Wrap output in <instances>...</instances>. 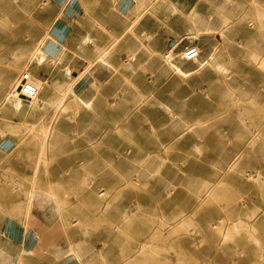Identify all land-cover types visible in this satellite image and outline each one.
Returning <instances> with one entry per match:
<instances>
[{
  "label": "rangeland",
  "instance_id": "374dc122",
  "mask_svg": "<svg viewBox=\"0 0 264 264\" xmlns=\"http://www.w3.org/2000/svg\"><path fill=\"white\" fill-rule=\"evenodd\" d=\"M0 204L47 264H264V0H0Z\"/></svg>",
  "mask_w": 264,
  "mask_h": 264
},
{
  "label": "crops",
  "instance_id": "0c3cea01",
  "mask_svg": "<svg viewBox=\"0 0 264 264\" xmlns=\"http://www.w3.org/2000/svg\"><path fill=\"white\" fill-rule=\"evenodd\" d=\"M65 6L67 8L69 3ZM67 14L75 15L78 14V11H75V8L67 9ZM51 35L53 37L47 40L52 39L64 44L71 37L72 28L61 23L54 24L51 28ZM47 40L45 43L46 53L53 57V43ZM37 244L38 241L32 238L28 232L21 230L19 225L4 217V208L0 204V264H47L42 262L41 257L38 256Z\"/></svg>",
  "mask_w": 264,
  "mask_h": 264
},
{
  "label": "bare ground",
  "instance_id": "6f19581e",
  "mask_svg": "<svg viewBox=\"0 0 264 264\" xmlns=\"http://www.w3.org/2000/svg\"><path fill=\"white\" fill-rule=\"evenodd\" d=\"M198 49V51H199V55H200V53H201V49L200 48H197ZM173 51V50H172ZM166 53V52H165ZM164 53V54H165ZM34 55L35 54H33L32 56H31V59L29 60V61H27V64H29L30 62H32L34 59H35V57H34ZM173 55H174V58H173V61L172 62H170V63H168L166 60H164L163 59V63L165 64V65H167V68H169V69H163V72H166V73H173L174 72V70L175 71H178V70H180L179 68H178V66H177V64H176V62H177V60L180 58V57H182L181 56V52L180 53H177L176 51H173ZM41 58L39 59V60H37L36 59V61H37V65L39 66V65H41L42 64V59H44L45 57H44V55L42 54L41 56H40ZM199 57V56H198ZM198 57L197 58H195L193 61H198L199 59H198ZM99 58H100V56H99ZM98 58V59H99ZM102 58V57H101ZM100 58V59H101ZM164 58V57H163ZM180 59H182V58H180ZM99 61V60H98ZM102 61H103V59H102ZM34 62V61H33ZM204 63V62H203ZM26 64V65H27ZM202 64V63H201ZM43 66V65H42ZM22 67V66H21ZM23 67H25L26 69H28L29 70V73H30V75H31V77H32V80H33V82H34V84H35V86L37 87V93H36V95H35V99H33V101L31 102L33 105H32V107L34 106L35 107V109H39L40 107H41V105H42V103L43 102H46L47 100H51V99H53V98H55V103L59 106V107H61L62 105H63V103H64V100L60 97V96H55V94L53 93V91H52V86L54 85V86H56V87H60V85L62 84L63 85V83H64V80H62V74L60 73V72H57V73H55V75H54V79H52V82L51 83H49V82H47L46 84H41V78L39 77V72H37L36 70H30V67H28V66H23ZM41 68V67H40ZM217 68L219 69V68H221V66H217ZM40 70V69H39ZM23 73V72H22ZM64 76H69V69H65L64 70ZM84 76V75H83ZM16 77H19V76H17V72H11L10 73V76L7 78V82H6V88H10V86H12L13 84H14V82H15V80H16ZM68 88V87H67ZM11 91V90H10ZM59 91V94L60 93H62L61 92V90H58ZM66 91V90H65ZM64 91V92H65ZM8 92V91H7ZM67 92V91H66ZM72 92H73V90H72ZM77 93V92H76ZM13 95V94H12ZM73 95V94H72ZM8 97H6V100L7 101H10V103L12 104V106L13 107H15L17 110H21V109H23V108H25V106H26V104L23 102V100H21L20 98H14V97H10L9 95H7ZM76 97H77V99L80 101V102H82V103H87V101H85L83 98H81V97H79V96H77L76 95ZM30 103V104H31ZM29 104V105H30ZM85 105V104H84ZM89 105V104H88ZM56 106V105H55ZM86 106V105H85ZM214 118V117H213ZM204 125V124H203Z\"/></svg>",
  "mask_w": 264,
  "mask_h": 264
},
{
  "label": "built area",
  "instance_id": "2783aa9c",
  "mask_svg": "<svg viewBox=\"0 0 264 264\" xmlns=\"http://www.w3.org/2000/svg\"><path fill=\"white\" fill-rule=\"evenodd\" d=\"M182 60L190 62L199 56V51L195 46H186L181 51ZM174 58L173 51L169 50L164 54V60L168 63L172 62ZM37 93L31 75L28 72H23L17 78V83L12 91V94L26 103H31Z\"/></svg>",
  "mask_w": 264,
  "mask_h": 264
}]
</instances>
